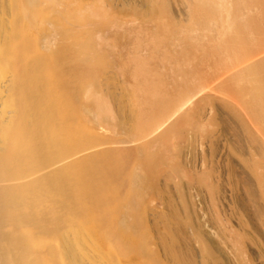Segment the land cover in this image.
<instances>
[{
  "label": "bare ground",
  "instance_id": "6f19581e",
  "mask_svg": "<svg viewBox=\"0 0 264 264\" xmlns=\"http://www.w3.org/2000/svg\"><path fill=\"white\" fill-rule=\"evenodd\" d=\"M108 1L0 0V264H148L147 257L157 256L141 223L145 194L163 158L152 144L166 139L164 118L178 114L176 104L156 99L157 110L149 112L146 100V112L137 106L135 113L139 142L114 154H79L97 134L77 112L80 100L93 98L90 87L111 61L102 51L105 40L98 48L102 38L84 26L100 23ZM255 3L258 22L254 14H240ZM161 7L166 9L153 4L148 12ZM191 10L202 23L217 15L211 23L223 22L220 44L247 58L251 30L264 20V0H195ZM74 21L84 22L81 31L68 28ZM47 26L52 43L43 37ZM234 75L238 117L258 130L256 136L249 130L252 139L264 141V55ZM99 109L108 112L101 104ZM120 111L125 119L133 117L124 101ZM172 215V228L182 227L177 213Z\"/></svg>",
  "mask_w": 264,
  "mask_h": 264
},
{
  "label": "rangeland",
  "instance_id": "374dc122",
  "mask_svg": "<svg viewBox=\"0 0 264 264\" xmlns=\"http://www.w3.org/2000/svg\"><path fill=\"white\" fill-rule=\"evenodd\" d=\"M194 1L109 0L102 4L96 28L80 21L69 25L78 31L89 26L93 34L98 33L107 49L93 35L101 44L97 47L111 59L90 87L93 98L80 100L77 112L97 134L79 154H114L122 146L136 144L140 141L135 140L134 125L138 108L150 106L143 109L150 112L162 100L175 103L178 114L164 118L166 139L152 144L163 158L153 188L145 194L148 207L141 225L154 241L150 248L157 255L146 262L264 264V141L252 139L251 133L256 136L258 130L238 117V77L234 75L239 67L264 55V20L251 30L249 55L242 60L238 50L220 44L223 22L211 23L218 19L214 13L207 17L209 21L200 22V14L191 10ZM153 4H165L166 9L157 8L151 14ZM256 7L251 4L241 16L252 19L254 14L258 22ZM74 23L79 25L74 28ZM44 32L43 37L47 35L52 43L53 31L47 26ZM149 99L155 105L148 106ZM122 101L132 118L125 119L121 113ZM99 104L108 112L101 111ZM94 110L101 112L99 116ZM103 128L107 131L102 132ZM174 212L182 224L178 229L170 222Z\"/></svg>",
  "mask_w": 264,
  "mask_h": 264
}]
</instances>
